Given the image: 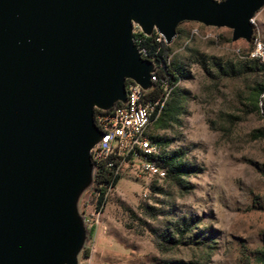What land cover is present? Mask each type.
I'll return each instance as SVG.
<instances>
[{"label": "water", "instance_id": "95a60500", "mask_svg": "<svg viewBox=\"0 0 264 264\" xmlns=\"http://www.w3.org/2000/svg\"><path fill=\"white\" fill-rule=\"evenodd\" d=\"M264 0H0V264H78L79 200L93 184L94 112L152 88L133 30L170 45L178 26L249 44Z\"/></svg>", "mask_w": 264, "mask_h": 264}, {"label": "rangeland", "instance_id": "374dc122", "mask_svg": "<svg viewBox=\"0 0 264 264\" xmlns=\"http://www.w3.org/2000/svg\"><path fill=\"white\" fill-rule=\"evenodd\" d=\"M201 26L180 24L181 36L172 41L185 67L177 84L182 114L167 130L149 127L170 141L167 155L181 151L197 173L184 179V190L148 175L140 163L127 164L97 210L93 184L85 189L78 211L97 224L85 245L89 257L82 253L78 264H254L264 247V138L256 137L264 116L248 101L257 79L221 77L212 66L231 63L238 70L235 51L246 55L252 46L232 42L228 29ZM253 31L264 44V8L254 16ZM187 49L197 51L208 73L188 61ZM188 225L183 244L169 252L158 248L163 237L176 239Z\"/></svg>", "mask_w": 264, "mask_h": 264}, {"label": "trees", "instance_id": "16d2710c", "mask_svg": "<svg viewBox=\"0 0 264 264\" xmlns=\"http://www.w3.org/2000/svg\"><path fill=\"white\" fill-rule=\"evenodd\" d=\"M203 27V26H201ZM206 29L205 27H203ZM176 37L178 39L180 35L179 28L176 30ZM141 38V48H143L148 59L152 60L156 65L154 68V75L157 79L156 83H152V88L145 94V101L149 103L162 102L164 99L163 106L157 110L152 119L150 127L153 132L159 130H167L172 125L176 124L179 116L182 114V95L177 87V84L185 78V67L183 63L179 60V56L176 55L174 42L170 45L165 43L156 42V35L151 37H144L142 34H137ZM190 40V39H189ZM189 53V60L191 63L196 62L201 66V68L208 73V68L206 67L205 61L203 59H198V53L195 49H187ZM213 68L221 77L229 78H240L243 76L254 75L256 81L253 83V87L248 96V101L250 102L251 109L258 115L264 116V99L261 101V96L264 95V64L257 60H238V70L235 69L234 64H226L225 66L212 63ZM129 83V81H127ZM165 89L169 92L165 97ZM119 105V104H117ZM103 114L100 111H95L94 115ZM157 114V115H156ZM256 137L264 138V131H257ZM150 140L158 145L160 148V155L155 160V162L161 168L166 170L165 179L170 180L176 187L183 188L187 190V186H184V179L197 173L196 169L192 167L189 163L184 160V153L181 151L174 152L167 155L165 149L169 146L170 141L153 136L149 132ZM94 176H93V187L90 190L92 197L95 201V210L99 209L105 202V195L108 190L114 188L119 181V176L116 175L115 171L112 169H105L103 165L94 164ZM164 179V180H165ZM85 223V231L87 241L90 242L93 238L95 227H88L87 217L82 215ZM190 225L184 226L182 231L178 233V237L174 239L172 235H168L162 238V243L158 245L161 251L169 252L178 245L183 244L182 238L184 235L190 232ZM198 245H203L202 242L197 243ZM83 257H89V249L84 248ZM254 264H264V247L256 252Z\"/></svg>", "mask_w": 264, "mask_h": 264}, {"label": "built area", "instance_id": "2783aa9c", "mask_svg": "<svg viewBox=\"0 0 264 264\" xmlns=\"http://www.w3.org/2000/svg\"><path fill=\"white\" fill-rule=\"evenodd\" d=\"M214 1L221 2L223 0ZM250 23L253 27L254 18L250 20ZM197 32V30L192 31V35H196ZM137 34L142 33L135 27L133 30V44L141 59L153 64L150 81L156 83L157 79L154 75L156 65L148 59L146 51L141 48V38ZM154 34L157 37L156 42L165 43L161 35L154 32L151 36ZM249 44L252 49L246 55L241 53L240 50L235 51L236 55L240 59L257 60L264 64V44L255 35L254 31ZM168 92L165 89V97ZM146 93L139 86L129 81V83H126V104L115 105L108 112L100 111L103 114L94 115V124L103 137L91 151V161L93 165H103L105 169L114 170L116 175H119L122 168L127 164L140 163L148 175L162 181L166 177V170L158 166L155 160H152L160 155V148L150 140L149 127L153 121L152 119L156 118L153 117L156 107H159L158 114L165 99L160 103L152 104L145 101ZM87 222L88 227H95L97 224L90 217H87Z\"/></svg>", "mask_w": 264, "mask_h": 264}]
</instances>
